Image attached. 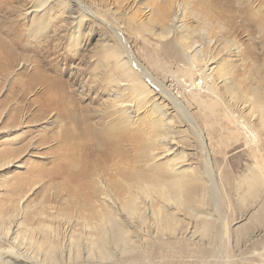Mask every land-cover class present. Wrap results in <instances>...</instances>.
Here are the masks:
<instances>
[{"label":"rangeland","instance_id":"1","mask_svg":"<svg viewBox=\"0 0 264 264\" xmlns=\"http://www.w3.org/2000/svg\"><path fill=\"white\" fill-rule=\"evenodd\" d=\"M77 1L88 9L78 26ZM199 1L45 0L32 18L24 13L39 0H0V37L16 56L9 64L0 57V68L8 70L0 74V264H264V0H249L255 21L237 18L233 28L210 13L215 11L206 13V0ZM40 19L46 27L34 24ZM105 44L132 53L203 133L208 154L181 112L150 95L128 128L136 138L126 145L125 158L111 162L127 173L150 163L160 170L164 165L169 174L184 172L192 190L184 206L143 196L131 217L123 210L127 199L90 202L50 178L76 153L63 149L65 122L57 109L45 106L44 84L28 85L27 77L57 80L60 86L50 93L74 108L86 105L95 122L106 120L112 92L99 83ZM96 58L102 65L91 74L88 64ZM151 103L166 110L170 134L152 132L145 114ZM244 121L257 132L254 141ZM172 161L174 168L167 165ZM255 173L262 181L252 194L245 179ZM90 203L99 216L113 208L123 235L98 229L97 219L88 216ZM161 208L170 215L164 227ZM104 229L107 252L96 243ZM48 250L56 253L45 261Z\"/></svg>","mask_w":264,"mask_h":264},{"label":"bare ground","instance_id":"2","mask_svg":"<svg viewBox=\"0 0 264 264\" xmlns=\"http://www.w3.org/2000/svg\"><path fill=\"white\" fill-rule=\"evenodd\" d=\"M204 1L205 0H200L199 3L203 4ZM77 4L80 12L74 20L78 26L84 22V19L88 14V9L80 1H77ZM44 5L45 0H39L37 5H31L29 9L32 10L29 11L27 9V12L24 14L32 15V18L38 17L43 10L41 8ZM208 10L215 11L210 13L214 14L216 19H227V21L231 24V28H233L234 23L238 22L236 21L237 18L241 19V21H255V15H253V11H251V4L249 0H206V13H208ZM261 22L264 26V18ZM34 24L39 27L44 24L45 27L47 26V24L42 22L41 19L39 22H34ZM77 32H79L78 27L77 31L75 30V33ZM182 32L181 38H183V36H188L186 32ZM225 32L226 31H224V33ZM79 40L80 34L74 35L76 47L79 44ZM3 53H5V56H1ZM102 54L104 61H101L104 62L103 67L105 73L103 77H101L99 83L103 85L105 90L109 91L111 88L110 91L112 93L105 102L107 105L106 107L109 109H105L110 110L113 114L103 110L104 114L102 116H104L106 120L102 119L101 122H95L92 120V115L88 111V107L86 105L74 108V105L71 106L61 97L50 93L51 90L60 86L57 80L49 79L45 75L36 73H31L27 77L26 82L28 85H33V83L37 82H42L44 84V94L47 96L45 106L47 109H57V112L65 122H63L65 125L64 135L61 137L63 149L67 150V153H69L68 151H72V154L76 153V158L71 161L69 166L66 165L69 163L67 161L66 164L51 170L49 172L50 178L61 179L59 181V185L60 187L65 188V191L68 190L73 193L72 195H75L80 199H88L90 202L94 199H98V197L109 202H112L113 198L121 200L127 199L123 205V210H125L131 217L139 211L138 203H136L135 200L143 196L158 197L159 195L165 200L167 198L169 200L173 199L176 204L184 206L192 191L191 186L188 183V176H186V174H182L184 172L181 173L178 171L179 173L173 172L174 174H169L166 173L164 165L161 166L160 170V166L158 164L155 163L151 165V163H147V167L132 169L129 173H127L123 168H118L117 165L118 169L113 167L111 162L114 161L115 158H125L126 145L133 142L136 138V133L132 132L128 128L130 125L135 124V119L139 109L146 105L145 102L150 95H160L161 97L166 98V100L170 102L171 108L175 111L181 112L183 121L190 124L197 132L202 141L204 151L208 154L205 139L200 127L193 116L188 113L184 104L176 96L172 95L169 91L163 88L161 83L152 77L148 70L139 63L132 53L124 50L123 48H112L111 46L105 44ZM94 55L96 56L97 54ZM0 57L4 58V62L6 64H9L11 61L16 59V56L9 50L6 42L1 37ZM99 64H101V62L98 58L92 60V62L88 64L91 74L99 71L97 70L100 66ZM7 71L8 70L5 67L0 68V74L6 75ZM259 99H262V97ZM152 103L149 106L151 108H148L147 113H145L148 114L150 118L148 123L150 122V125H152V132L155 136L170 134V129H168L169 127H166L165 125V119L167 118L166 110L161 107L155 109V107L151 106ZM254 103L256 102L254 101ZM63 115L65 117H63ZM260 120L264 122L262 118H260ZM261 121H259L260 125L263 124ZM241 125L246 131L248 138L251 141H254L256 139L257 132L253 130L248 122H241ZM72 138L75 140V143L70 142L72 141L70 140ZM163 140H165V138H163ZM161 141L162 139L160 138L159 142ZM94 144L97 147V152L94 150V146L92 147ZM149 159L148 161H150ZM175 161H172V164L168 163L167 165H170L171 167L176 166L177 164ZM73 166H75V169L72 168ZM208 168L210 167H207V169ZM253 175L254 176L252 178L245 179V182L251 193L255 194V191L261 184L262 175H258L256 173ZM162 177H165V181L160 180ZM144 184L149 185L150 187H145L146 185ZM184 197L186 198L184 199ZM90 210H92V213H89L88 216L92 219H97V228L103 225L104 227L109 228V231L115 236L119 237V235H123V225L118 221L116 217L117 213L115 212L116 215L112 213L113 208L106 209L100 213L99 216V213H93L94 210L92 208V204L90 203ZM169 216V213L163 208L160 209L158 220L162 223L163 227L170 224ZM259 223H262L261 218H259ZM104 230L105 231H102L101 236L97 239L96 243L100 250L106 251L105 246L108 245L109 236L107 232L108 230ZM225 230L226 223H224V231ZM50 247L52 246L50 245ZM55 253L54 250H48L44 254V260H53Z\"/></svg>","mask_w":264,"mask_h":264}]
</instances>
